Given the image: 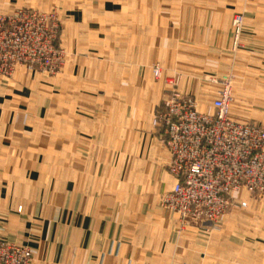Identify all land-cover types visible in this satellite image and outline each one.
Returning <instances> with one entry per match:
<instances>
[{
  "label": "crops",
  "instance_id": "crops-1",
  "mask_svg": "<svg viewBox=\"0 0 264 264\" xmlns=\"http://www.w3.org/2000/svg\"><path fill=\"white\" fill-rule=\"evenodd\" d=\"M52 3L0 0V14ZM68 6L63 35L78 44L65 74H39L32 84L28 73L0 80V239L33 249V264H264V200L250 197L254 213L243 240L227 237V224L209 240L203 224H178L159 208L157 198L176 180L167 169L170 154L158 158L161 142L150 125L155 106L148 107L149 125H136V78L110 82L102 74V43L110 42V54L124 52L119 41L136 39V29L116 28L125 20H116L123 17L114 0ZM81 44L88 49L78 65ZM129 53L136 54L134 46ZM98 71V80L89 77ZM67 83L80 90L63 94ZM68 115L67 130L57 127Z\"/></svg>",
  "mask_w": 264,
  "mask_h": 264
},
{
  "label": "rangeland",
  "instance_id": "rangeland-1",
  "mask_svg": "<svg viewBox=\"0 0 264 264\" xmlns=\"http://www.w3.org/2000/svg\"><path fill=\"white\" fill-rule=\"evenodd\" d=\"M114 1L119 4V16L123 17L116 20H125L116 28L120 32L136 29V39H121L119 42L125 50L122 52L119 47L116 54H110L112 48L109 41L102 43L100 48L104 49L101 50L100 57L108 65V70L102 74L110 82L112 79H120L122 75L125 80L133 76L136 78V125L140 123V126L147 127L148 107L155 106L150 125L156 129L161 142L158 158L162 159L161 154L168 152L161 138L158 117L168 103L177 97L193 98L201 112L210 113L213 112V100L226 93L231 98L233 118L264 126V0ZM68 2L69 0H53L48 6L17 8L11 13L0 14V17L21 13L34 17L36 14L44 18L42 22L28 19L27 36L24 35L25 43L23 42L28 50L26 64H15L8 70V75H0V80H14L18 74L28 73L32 84L38 82L39 74L48 77L40 78H50L49 80H56L65 74L66 64L74 56L72 47L76 48L78 44L77 39L73 42L63 35L66 30L63 15L66 7H69ZM79 6L84 5L81 2ZM85 40L92 46L94 40ZM85 40L80 39L79 42L83 43ZM133 46L136 50L134 55L129 53ZM40 49L56 52L52 56V66H43L39 55L32 56ZM84 49H88V46L81 44L80 56L76 59L78 65L85 62ZM114 66H123L124 69L117 71L112 69ZM33 75L38 77L33 78ZM89 77L98 80L100 71L90 72ZM108 89L110 93H114L116 88ZM117 89L120 93V88ZM75 90L78 92L80 89L69 87V83L66 87L63 86V94L68 95L70 92L74 95ZM124 93L131 92L125 88ZM68 104L62 110L68 111ZM70 119L71 116L68 115L56 120L57 127L67 130ZM52 124L54 123L50 121V125ZM54 137L50 136V141ZM62 137L64 142L68 141V137ZM69 153L63 150L60 156L68 161ZM175 184L176 182L157 198L159 208L171 213L173 222L178 224H203L205 236L209 240L213 239L214 229H220L224 224L232 227L226 231L227 237L243 240L246 237L245 227L251 221L250 215L254 213L251 212L253 206L249 204L250 197L264 200V192L251 194L243 189L235 192L234 198L238 203L246 202V206L236 203L218 221L197 222L180 216L178 210L174 209L175 198L172 192ZM157 186L160 187V184ZM0 240L24 250L27 264H33V249ZM212 251L210 244L206 252L212 255Z\"/></svg>",
  "mask_w": 264,
  "mask_h": 264
},
{
  "label": "built area",
  "instance_id": "built-area-1",
  "mask_svg": "<svg viewBox=\"0 0 264 264\" xmlns=\"http://www.w3.org/2000/svg\"><path fill=\"white\" fill-rule=\"evenodd\" d=\"M29 18L44 21L36 14L0 17V75L26 64L23 42ZM38 55L43 66H52L56 52L32 54ZM212 108L201 112L193 98L177 97L158 117L170 154L168 169L176 179L174 209L197 222L218 221L236 203L246 206L234 198L237 191L264 192V126L233 118L226 93L213 100ZM25 258L24 250L0 240V264H27Z\"/></svg>",
  "mask_w": 264,
  "mask_h": 264
}]
</instances>
